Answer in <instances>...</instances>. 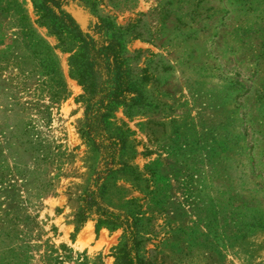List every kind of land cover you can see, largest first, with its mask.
Instances as JSON below:
<instances>
[{"label": "rangeland", "instance_id": "1", "mask_svg": "<svg viewBox=\"0 0 264 264\" xmlns=\"http://www.w3.org/2000/svg\"><path fill=\"white\" fill-rule=\"evenodd\" d=\"M65 9L117 26L144 97L111 115L127 172L104 198L141 216L146 264H264V0ZM35 19L31 0H0V264H115L122 229L76 222L99 155L69 53Z\"/></svg>", "mask_w": 264, "mask_h": 264}, {"label": "trees", "instance_id": "2", "mask_svg": "<svg viewBox=\"0 0 264 264\" xmlns=\"http://www.w3.org/2000/svg\"><path fill=\"white\" fill-rule=\"evenodd\" d=\"M31 1L36 14L34 23L56 37L55 48L69 53V76L84 92L83 135L99 155L76 213V222L81 223L91 216L98 225L109 230L121 228L120 239L111 248L114 263L146 264L141 254L144 233L141 216L134 211L111 208L104 198L107 178L114 173L127 172V165L119 157L124 146L123 138L106 131L111 115L118 106L144 103L142 93L131 86L122 52L121 32L111 20L100 16H96L84 30L65 9L69 2L92 8L94 0Z\"/></svg>", "mask_w": 264, "mask_h": 264}]
</instances>
